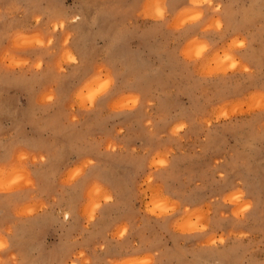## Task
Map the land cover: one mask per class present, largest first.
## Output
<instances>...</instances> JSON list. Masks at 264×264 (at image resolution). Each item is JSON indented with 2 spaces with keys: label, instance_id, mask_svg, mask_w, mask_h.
<instances>
[{
  "label": "rangeland",
  "instance_id": "rangeland-1",
  "mask_svg": "<svg viewBox=\"0 0 264 264\" xmlns=\"http://www.w3.org/2000/svg\"><path fill=\"white\" fill-rule=\"evenodd\" d=\"M6 143L0 260L264 264V0H0Z\"/></svg>",
  "mask_w": 264,
  "mask_h": 264
},
{
  "label": "crops",
  "instance_id": "crops-1",
  "mask_svg": "<svg viewBox=\"0 0 264 264\" xmlns=\"http://www.w3.org/2000/svg\"><path fill=\"white\" fill-rule=\"evenodd\" d=\"M10 111L12 112V113H14V114H16V118H14V119H5V120H8L7 122H9V125L12 123V120H14L15 122H18L19 120H24V114L23 115H18V111H15V110H13V109H10ZM21 113H22V111H21ZM5 120H4V122H5ZM27 130V129H26ZM11 139V137L10 138H7L6 140H10ZM18 143H22L23 144V138H20V139H18V141H17ZM9 145H11V143H6L5 144V152L2 150V146L0 147V163L1 162H3L4 160H6L5 158H7V159H9L10 158V156L11 155H13V151H9V148H10V146ZM19 147H16L15 149H18ZM20 148H22L21 146H20ZM23 149V148H22ZM2 151V152H1ZM7 161H5V163H6ZM5 163H3L2 165H0V166H3V165H5Z\"/></svg>",
  "mask_w": 264,
  "mask_h": 264
},
{
  "label": "clouds",
  "instance_id": "clouds-1",
  "mask_svg": "<svg viewBox=\"0 0 264 264\" xmlns=\"http://www.w3.org/2000/svg\"><path fill=\"white\" fill-rule=\"evenodd\" d=\"M79 19V17H77ZM250 207V205H247L242 211H247V208ZM221 243H223V240H221ZM8 248V242L3 237H0V250L7 249ZM82 255V254H81ZM14 261V257L11 258ZM0 264H9L8 261L0 260Z\"/></svg>",
  "mask_w": 264,
  "mask_h": 264
},
{
  "label": "snow or ice",
  "instance_id": "snow-or-ice-1",
  "mask_svg": "<svg viewBox=\"0 0 264 264\" xmlns=\"http://www.w3.org/2000/svg\"><path fill=\"white\" fill-rule=\"evenodd\" d=\"M66 3L70 5L72 3V0H66ZM65 219H68L67 216H65ZM7 249L0 250V252H6Z\"/></svg>",
  "mask_w": 264,
  "mask_h": 264
}]
</instances>
